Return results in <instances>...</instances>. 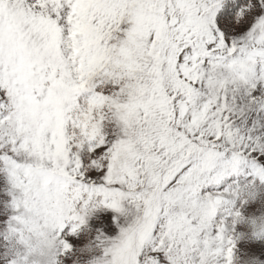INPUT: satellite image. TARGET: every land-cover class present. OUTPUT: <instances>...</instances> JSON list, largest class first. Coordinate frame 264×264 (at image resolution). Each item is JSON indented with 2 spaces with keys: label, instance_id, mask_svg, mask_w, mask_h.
Instances as JSON below:
<instances>
[{
  "label": "snow or ice",
  "instance_id": "obj_1",
  "mask_svg": "<svg viewBox=\"0 0 264 264\" xmlns=\"http://www.w3.org/2000/svg\"><path fill=\"white\" fill-rule=\"evenodd\" d=\"M0 264H264V0H0Z\"/></svg>",
  "mask_w": 264,
  "mask_h": 264
}]
</instances>
